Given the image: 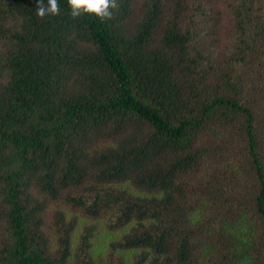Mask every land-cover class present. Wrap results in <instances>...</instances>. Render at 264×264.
Masks as SVG:
<instances>
[{
  "label": "trees",
  "instance_id": "1",
  "mask_svg": "<svg viewBox=\"0 0 264 264\" xmlns=\"http://www.w3.org/2000/svg\"><path fill=\"white\" fill-rule=\"evenodd\" d=\"M37 2L0 0V264H94L56 203L109 264H264V0Z\"/></svg>",
  "mask_w": 264,
  "mask_h": 264
},
{
  "label": "rangeland",
  "instance_id": "2",
  "mask_svg": "<svg viewBox=\"0 0 264 264\" xmlns=\"http://www.w3.org/2000/svg\"><path fill=\"white\" fill-rule=\"evenodd\" d=\"M227 2L228 0H219L220 5H225ZM261 113L264 116V103L262 104ZM224 170H225L224 166H220L217 169V167L212 163H210L209 165V172L212 171L218 173V171L223 172ZM223 190L227 192L228 189H223ZM233 190L234 189H230V191ZM55 211H63L67 214V221L70 219H75L77 222L76 229L72 238L73 254L75 253V250L79 242V237L82 234L84 227L93 225L96 227V233L91 240L92 248L90 251L93 262L94 264H109L108 253H109L110 243L115 240H118L127 231L122 230V231L110 232L105 226V220L88 219L81 213L73 212L65 205L61 203H56V204H52L49 208L48 216H47L48 225L46 229V233L52 242L53 248H56V240H57L56 233L52 227V219L54 218ZM135 255H137V253L135 252L125 253L120 257L122 259V263H120L118 260H114L113 264H133L134 258L136 257Z\"/></svg>",
  "mask_w": 264,
  "mask_h": 264
},
{
  "label": "clouds",
  "instance_id": "3",
  "mask_svg": "<svg viewBox=\"0 0 264 264\" xmlns=\"http://www.w3.org/2000/svg\"><path fill=\"white\" fill-rule=\"evenodd\" d=\"M70 16L76 19L84 14L94 16L101 22H108L115 18L120 9V0H67ZM35 14L43 19L46 16H59L58 0H38Z\"/></svg>",
  "mask_w": 264,
  "mask_h": 264
}]
</instances>
